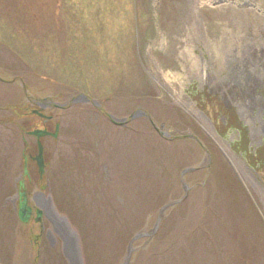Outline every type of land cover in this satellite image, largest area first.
<instances>
[{
	"label": "rangeland",
	"instance_id": "374dc122",
	"mask_svg": "<svg viewBox=\"0 0 264 264\" xmlns=\"http://www.w3.org/2000/svg\"><path fill=\"white\" fill-rule=\"evenodd\" d=\"M258 21L264 0H0V264H72L68 237L78 264H264ZM50 100V168L26 176L18 116ZM20 179L65 238L20 219Z\"/></svg>",
	"mask_w": 264,
	"mask_h": 264
},
{
	"label": "flooded vegetation",
	"instance_id": "af4514ba",
	"mask_svg": "<svg viewBox=\"0 0 264 264\" xmlns=\"http://www.w3.org/2000/svg\"><path fill=\"white\" fill-rule=\"evenodd\" d=\"M35 105L37 106L38 109H33L29 107L25 110L24 114L22 115L19 114L18 116V119L24 122L23 125H25V127H23L22 129L24 134L33 136L36 139V141H28L26 139L27 137L23 138L25 147H29L32 144H36V147H37L36 152L34 153L30 152V150L28 151L27 148H25V151L23 153L24 167H25L24 171H25L26 176H29V171L32 169H34L37 172V174H39V176H46V173L48 172L50 168V163H48V160L46 159V156H45L46 141L44 140L45 138L58 139L60 136V132H61V123L58 120L54 121L56 119V116L52 112L47 113V110L52 109L54 107L62 108V106L60 104L55 103V101L53 100L36 102ZM34 117L36 119L31 120ZM37 129L47 130L51 134L43 137L41 141H39L36 135L34 134L31 135V133ZM54 134H56V136ZM39 142H41L44 147L43 171H41L39 161L37 160L38 155H39V147H38ZM51 142H57V141H51ZM18 193L21 197V200L23 199V202L26 200L27 207L31 209L30 219H32L34 215L38 214L39 216V218H37L38 221H41L44 219V220H47V222L52 223L55 227L54 229L58 232L60 237L61 238L64 237L63 236L64 234L60 230V228H56L57 224L61 225L59 221L60 219L58 217H55V215L53 217L50 216V213H49L50 209H48V207L54 208V206L52 205L51 197L50 196L47 197L46 192L44 190L37 191V192L28 191L26 188V184L24 183V180L20 179ZM20 205H19V211H20Z\"/></svg>",
	"mask_w": 264,
	"mask_h": 264
},
{
	"label": "bare ground",
	"instance_id": "6f19581e",
	"mask_svg": "<svg viewBox=\"0 0 264 264\" xmlns=\"http://www.w3.org/2000/svg\"><path fill=\"white\" fill-rule=\"evenodd\" d=\"M258 22H259L258 23V25H259L258 32L261 33V36L264 38V22H261V21H258ZM251 25L252 24H250V26L247 25L246 27L243 26V32H244V35H243V45H245V46L242 48V50L248 52L245 57H249V47L247 46L249 40H251L249 37L250 36L252 37V35L255 33V31L253 29L250 30V27L252 28V26H253V25L252 26ZM245 29H247V31ZM246 39H249V40H247V43H246ZM261 46H262V50L264 52V43H262ZM263 56H264V53H263ZM204 74H205L204 77H205V81H206L207 80V77H208L207 69L204 70ZM240 77L241 78H239V79H241V82H243L244 85L246 83V86L248 87L247 93L245 95H243L242 98H240V94H241V92H243V90H242L243 84L242 85L239 84V81H238V78L237 77H236V80L233 81L235 84L232 85V86L230 85V89H231V92L233 93V95L235 97V100L237 102L239 101V103H241V106L243 107V109L246 110V111H244V113L247 116L250 117L251 115H248L247 114L248 113V109H250L252 106L259 107V108H261L263 106V105L261 106V104L263 103L262 102V96H260V95L259 96H256L255 92H253V88H254L255 84L257 83V80H256L257 78H254L252 76L245 77V75L240 76ZM246 78H248L249 81H247ZM247 83H249V84H247ZM236 84L239 85L238 89H237ZM253 112L254 111L251 110V113H253Z\"/></svg>",
	"mask_w": 264,
	"mask_h": 264
},
{
	"label": "water",
	"instance_id": "95a60500",
	"mask_svg": "<svg viewBox=\"0 0 264 264\" xmlns=\"http://www.w3.org/2000/svg\"><path fill=\"white\" fill-rule=\"evenodd\" d=\"M118 120L115 119V122H117ZM32 134L36 135L39 139V141H41V139L49 134H51L50 132H48L47 130H42V129H37L35 131L32 132ZM56 136V134H54ZM38 147H39V155H38V158L37 160L39 161V164H40V169L41 171H43V155H44V147L42 145L41 142L38 143ZM19 216H20V219L23 221V222H28L29 219H30V216H31V209L29 207H27V202L26 200L24 202L21 203L20 205V212H19ZM157 228V227H156ZM73 235V234H72ZM138 237H140V234H138L137 236H135L133 238V241L136 240ZM68 241H69V244L71 245V252L68 254L70 260H72V264H78V258L80 259V253L79 252H76L75 254V248H74V243L73 242V239L76 241H79V239L77 237H74L72 240L68 237ZM77 247H78V244H76Z\"/></svg>",
	"mask_w": 264,
	"mask_h": 264
}]
</instances>
